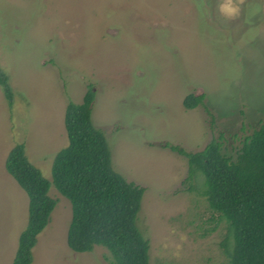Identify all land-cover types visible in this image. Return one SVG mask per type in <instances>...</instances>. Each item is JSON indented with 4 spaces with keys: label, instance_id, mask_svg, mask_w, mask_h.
<instances>
[{
    "label": "rangeland",
    "instance_id": "rangeland-1",
    "mask_svg": "<svg viewBox=\"0 0 264 264\" xmlns=\"http://www.w3.org/2000/svg\"><path fill=\"white\" fill-rule=\"evenodd\" d=\"M0 0V264H11L27 224V193L6 171L23 144L51 181L53 155L66 145L63 113L88 87L91 120L101 128L112 165L145 187L136 223L149 240V264H231L233 236L209 208L201 172L185 180V156L162 147L202 149L223 134L231 156L264 120V0ZM203 94L192 109L188 93ZM208 108L209 113L207 112ZM49 222L30 264H112L96 244L66 245V198L50 184ZM226 242V245H225Z\"/></svg>",
    "mask_w": 264,
    "mask_h": 264
},
{
    "label": "trees",
    "instance_id": "trees-1",
    "mask_svg": "<svg viewBox=\"0 0 264 264\" xmlns=\"http://www.w3.org/2000/svg\"><path fill=\"white\" fill-rule=\"evenodd\" d=\"M0 85L12 105V89L1 66ZM95 96L90 86L81 101L66 102V145L53 155L51 181L28 160L23 144L8 152L5 169L28 196L27 224L18 235L11 264L32 261V246L55 204L48 193L50 184L69 203L65 232L69 248L88 251L102 244L111 252L112 264H149V240L136 223L145 187L126 180L114 169L106 135L91 120ZM202 98L203 94L190 92L183 99L184 106L192 109ZM222 139L219 132L196 151L168 142L161 145L185 156V180L197 172L204 175L207 204L226 221V237L234 239L228 251L230 263L264 264V120L243 137L234 156L223 152Z\"/></svg>",
    "mask_w": 264,
    "mask_h": 264
},
{
    "label": "clouds",
    "instance_id": "clouds-1",
    "mask_svg": "<svg viewBox=\"0 0 264 264\" xmlns=\"http://www.w3.org/2000/svg\"><path fill=\"white\" fill-rule=\"evenodd\" d=\"M222 11L227 12L229 14H231V13H233L235 11V9L230 7V0H229V5H223L222 6Z\"/></svg>",
    "mask_w": 264,
    "mask_h": 264
},
{
    "label": "water",
    "instance_id": "water-1",
    "mask_svg": "<svg viewBox=\"0 0 264 264\" xmlns=\"http://www.w3.org/2000/svg\"><path fill=\"white\" fill-rule=\"evenodd\" d=\"M199 92H197L196 94H198Z\"/></svg>",
    "mask_w": 264,
    "mask_h": 264
}]
</instances>
